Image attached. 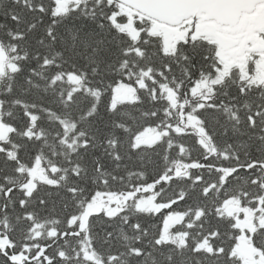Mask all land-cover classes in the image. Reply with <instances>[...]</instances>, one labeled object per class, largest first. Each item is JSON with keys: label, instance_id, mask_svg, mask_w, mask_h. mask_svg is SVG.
<instances>
[{"label": "snow or ice", "instance_id": "snow-or-ice-1", "mask_svg": "<svg viewBox=\"0 0 264 264\" xmlns=\"http://www.w3.org/2000/svg\"><path fill=\"white\" fill-rule=\"evenodd\" d=\"M0 264H264V0H0Z\"/></svg>", "mask_w": 264, "mask_h": 264}]
</instances>
